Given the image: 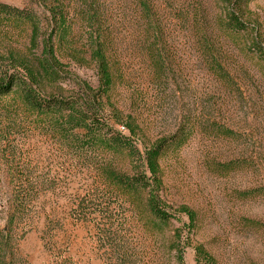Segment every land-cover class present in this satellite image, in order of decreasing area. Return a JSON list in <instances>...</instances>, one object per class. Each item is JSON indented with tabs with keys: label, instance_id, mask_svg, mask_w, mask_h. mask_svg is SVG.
<instances>
[{
	"label": "rangeland",
	"instance_id": "374dc122",
	"mask_svg": "<svg viewBox=\"0 0 264 264\" xmlns=\"http://www.w3.org/2000/svg\"><path fill=\"white\" fill-rule=\"evenodd\" d=\"M61 1L71 14L78 9L79 0ZM0 2L39 15L49 6V0ZM149 2L159 25L157 49L164 65L160 85L153 83L148 62L139 52L143 14L138 0H95L117 39L113 54L122 58L125 73L111 94L112 103L125 119L129 116L138 124L135 143L140 159L154 142L166 140L159 158L161 198L172 210L187 206L195 211L192 246L202 245L217 264H264V58L251 46L255 41L264 47V0L235 8L246 25L235 35L219 28L229 8L225 0ZM75 24L77 34H82ZM29 32L28 25L0 32L2 69L12 68L13 57L30 64ZM64 66L59 81L41 85L44 96L76 98L84 88L97 87L89 61H64ZM18 72L25 75L21 68ZM117 116L108 106L101 117L113 130L129 135L124 121L115 123ZM1 118L0 229L6 228L13 185L29 179L22 189L32 191L14 239L17 255L26 264H49L51 253L44 244L50 242L72 264H178L171 242L174 230L187 223L184 215L156 224L144 202L131 208L114 196L103 198L97 190L105 184L101 166L131 174L130 158L78 152L27 114L14 121ZM215 125L235 136H223ZM140 159L137 156L134 163L140 164ZM227 163L231 167L222 169ZM9 167L15 171L14 181L8 178ZM87 193L93 205L86 210L87 219L80 220L75 211ZM113 219L121 240L119 254L103 241L115 228L109 227ZM192 246L184 250V264H195Z\"/></svg>",
	"mask_w": 264,
	"mask_h": 264
},
{
	"label": "trees",
	"instance_id": "16d2710c",
	"mask_svg": "<svg viewBox=\"0 0 264 264\" xmlns=\"http://www.w3.org/2000/svg\"><path fill=\"white\" fill-rule=\"evenodd\" d=\"M248 1L252 0H225L229 8L224 11L223 18L219 21V28L222 31L235 35L246 29V25L235 8ZM77 3L76 13L71 14L69 8L67 9L61 0H49V6L43 11V15H39L33 10L0 2V32L14 26L28 25L30 29L28 51L33 58L30 64H26L25 59L13 57L11 61L14 64L10 66L12 68L3 66L2 69L0 66L2 69L0 72L1 120L9 118L14 121L13 118L27 114L35 117V121L40 120V123L48 130L55 132L62 142L74 145L78 152L82 151L85 154L100 152L101 155L111 152L130 158L133 161L130 166L131 174L101 166L99 174L105 184L97 190L103 198L114 196L119 203H128L131 208H134L138 202H144V210L150 214L152 221L156 224H167L177 213L184 215L187 223L183 228L174 230L171 242L176 262L184 264V250L187 246H192L190 235L196 227L197 215L187 206L172 210L162 200L163 182L159 158L165 148L166 140L160 139L154 142L145 151L144 158L140 159L135 143L139 126L131 117L127 116L125 119L112 103L111 94L116 84L125 79V73L121 67L122 58L113 54L117 39L108 31L102 12L96 7L95 0H79ZM138 7L143 14L141 17L142 30L138 34L143 46L139 52L148 62L153 83L160 85L164 65L161 52L157 49L158 37L156 35L159 25L154 19L153 7L149 0H138ZM75 23H79V27L83 30L82 34H77L75 31ZM44 24L46 25L45 30H43ZM251 46L255 54L264 58V47L261 44L253 41ZM64 61L78 65L85 61L92 63L97 76V87L95 89L84 88L82 94L76 98L54 94L44 96L40 92L41 85L44 82L59 81L65 69ZM19 68L24 71L25 75L19 74ZM215 68L219 71L221 69ZM108 106L119 115L115 123L124 121L122 126L129 135L113 130L111 128L113 125L109 126L108 121L101 117ZM214 129L223 136H235L232 131L223 130L217 125ZM176 137L180 141L178 136ZM137 156L140 164L134 163ZM231 165L232 163H227L221 168L228 169ZM8 178L10 181L16 179L12 167H9ZM16 183L17 185H13V195L8 205L6 228L0 229V264H26L17 255L14 239L17 235V225L25 213V204L30 198L29 194L32 189H22L30 183L29 179L25 178L22 182ZM246 193L248 192H243V194ZM88 196H90L89 193L81 204H77L75 213H78L80 220L82 217L87 219L86 210L93 205L90 204L92 199ZM86 198L87 203L84 202ZM113 221L114 219L109 227L112 229L114 226L115 228L113 232L106 234V240L103 241L108 244L107 247L113 253L119 254L122 251L121 240L114 233L116 226ZM46 228L51 229L49 223ZM183 235H185L184 238ZM44 247L51 253L49 264H72L69 257L52 248L51 242L49 245L45 243ZM192 248L195 264H217L215 258L202 245H194ZM120 259V263H123V258L120 257Z\"/></svg>",
	"mask_w": 264,
	"mask_h": 264
}]
</instances>
